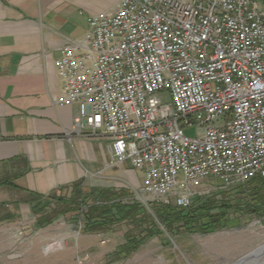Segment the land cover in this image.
I'll return each mask as SVG.
<instances>
[{
	"label": "built area",
	"instance_id": "built-area-1",
	"mask_svg": "<svg viewBox=\"0 0 264 264\" xmlns=\"http://www.w3.org/2000/svg\"><path fill=\"white\" fill-rule=\"evenodd\" d=\"M87 24L54 60L52 103L75 104L72 133L103 134L112 163L142 173L138 202L188 208L201 180L264 179L262 0H118Z\"/></svg>",
	"mask_w": 264,
	"mask_h": 264
},
{
	"label": "crops",
	"instance_id": "crops-1",
	"mask_svg": "<svg viewBox=\"0 0 264 264\" xmlns=\"http://www.w3.org/2000/svg\"><path fill=\"white\" fill-rule=\"evenodd\" d=\"M117 2L0 0V231L31 226L25 223L29 213L37 216L32 226L38 229L73 214L36 224L67 192L82 196L141 184L142 173L128 161L112 163L106 136L72 133L75 104L52 103L62 88L54 67L60 49L81 44L87 18ZM129 190L123 203L136 200Z\"/></svg>",
	"mask_w": 264,
	"mask_h": 264
},
{
	"label": "rangeland",
	"instance_id": "rangeland-1",
	"mask_svg": "<svg viewBox=\"0 0 264 264\" xmlns=\"http://www.w3.org/2000/svg\"><path fill=\"white\" fill-rule=\"evenodd\" d=\"M159 96L162 102H170L167 90ZM185 134L193 138L203 135L197 127L186 128ZM223 186L218 179L209 178L199 181L193 188L201 194L199 197L214 193L219 200L217 204L233 205L227 209L226 224H217L205 231L182 228L170 232L165 228L155 216L156 211L151 204L174 206L171 201L167 204L150 201V206H144L139 218L117 221L105 229L84 232V221L79 218L77 211L57 218L45 229L34 228L32 225L37 216L29 213L25 223L31 226L21 228L16 225L0 231V264L263 263L264 214L243 211L239 207V190L234 188L238 185ZM124 189L125 194L122 192L114 196L129 201L126 196L131 195L128 192L131 188ZM69 195L70 192H67L64 197L68 198ZM82 200L87 204L92 197L87 195ZM82 209L84 206L80 211ZM192 209L196 216L204 217L205 211L197 206ZM219 210L223 212L224 207L213 208L208 212L213 214ZM127 236L137 238L138 246L128 254H119L127 242ZM247 256L250 257L245 259Z\"/></svg>",
	"mask_w": 264,
	"mask_h": 264
},
{
	"label": "trees",
	"instance_id": "trees-1",
	"mask_svg": "<svg viewBox=\"0 0 264 264\" xmlns=\"http://www.w3.org/2000/svg\"><path fill=\"white\" fill-rule=\"evenodd\" d=\"M264 2V0H262ZM239 190L241 199L240 208L248 213L264 214V179L260 177H254L244 184H239L234 187ZM126 193L125 189L107 188L102 190H90L85 195L81 196L79 190L75 191L70 197H60L56 201L58 206L54 208L52 215L37 219V226H43L46 223L51 222L59 214H65L72 211H77L79 218L84 221L83 232L92 230H101L111 226L117 221H123L126 219L139 218L140 212L144 211V206L134 200L132 203H123L121 199H116L114 195L117 193ZM89 195L92 197L91 202L84 204L82 198ZM211 195V196H210ZM208 197H195L192 204L188 208H180L176 206L160 205L157 204L155 208V216L164 224L170 232L175 229H190V230H202L210 227H216L217 224H226L228 221L226 218L227 209H230L233 205L229 203L217 204L219 201L216 199V194L212 193ZM227 201V200H226ZM238 202V203H239ZM62 205V206H59ZM84 209L80 211L81 207ZM150 206V205H149ZM197 206L205 214L204 217L196 216L193 212V207ZM224 207L223 212L219 210L216 213L208 212L211 209L218 207ZM143 213V212H142ZM152 228V227H150ZM126 243L123 245L121 252L128 254L132 249L138 246V239L134 236H127Z\"/></svg>",
	"mask_w": 264,
	"mask_h": 264
},
{
	"label": "bare ground",
	"instance_id": "bare-ground-1",
	"mask_svg": "<svg viewBox=\"0 0 264 264\" xmlns=\"http://www.w3.org/2000/svg\"><path fill=\"white\" fill-rule=\"evenodd\" d=\"M252 255V254H251ZM250 256H247L245 259H248ZM246 264H248V263H246ZM261 264H264V262L263 263H261Z\"/></svg>",
	"mask_w": 264,
	"mask_h": 264
}]
</instances>
